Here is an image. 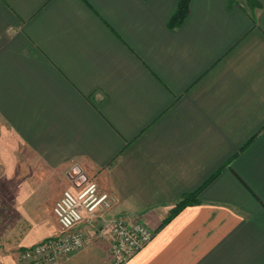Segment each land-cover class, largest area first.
Instances as JSON below:
<instances>
[{
  "label": "crops",
  "instance_id": "obj_1",
  "mask_svg": "<svg viewBox=\"0 0 264 264\" xmlns=\"http://www.w3.org/2000/svg\"><path fill=\"white\" fill-rule=\"evenodd\" d=\"M178 3L0 0V178L57 224L7 264L86 178L114 203L58 264H110L116 215L154 231L125 264H264V0Z\"/></svg>",
  "mask_w": 264,
  "mask_h": 264
},
{
  "label": "built area",
  "instance_id": "obj_2",
  "mask_svg": "<svg viewBox=\"0 0 264 264\" xmlns=\"http://www.w3.org/2000/svg\"><path fill=\"white\" fill-rule=\"evenodd\" d=\"M113 203V196L94 179H84L78 190H64L53 207L60 233L21 249L20 264H58L62 257L82 250L86 238L76 226L83 221L92 222L111 209ZM107 227L113 235L110 264L127 263L154 235L145 223L128 221L118 215L107 219Z\"/></svg>",
  "mask_w": 264,
  "mask_h": 264
},
{
  "label": "rangeland",
  "instance_id": "obj_3",
  "mask_svg": "<svg viewBox=\"0 0 264 264\" xmlns=\"http://www.w3.org/2000/svg\"><path fill=\"white\" fill-rule=\"evenodd\" d=\"M40 221L44 223L37 224ZM53 227H57V224L51 210L22 208L19 195L9 192L4 187V180L0 178V248H7L5 251L10 254L11 246L14 248L22 239ZM19 252L16 264H20ZM3 257L0 253V264H7ZM9 264H14L12 259Z\"/></svg>",
  "mask_w": 264,
  "mask_h": 264
},
{
  "label": "trees",
  "instance_id": "obj_4",
  "mask_svg": "<svg viewBox=\"0 0 264 264\" xmlns=\"http://www.w3.org/2000/svg\"><path fill=\"white\" fill-rule=\"evenodd\" d=\"M191 0H179L178 7L170 20V26L175 27L182 24L189 12ZM197 192L187 194L180 200L171 210L169 216L163 221L162 226L167 224L174 216H176L186 206L197 202Z\"/></svg>",
  "mask_w": 264,
  "mask_h": 264
},
{
  "label": "clouds",
  "instance_id": "obj_5",
  "mask_svg": "<svg viewBox=\"0 0 264 264\" xmlns=\"http://www.w3.org/2000/svg\"><path fill=\"white\" fill-rule=\"evenodd\" d=\"M8 31L11 32V29H9Z\"/></svg>",
  "mask_w": 264,
  "mask_h": 264
}]
</instances>
